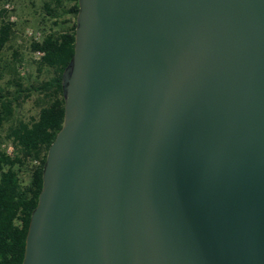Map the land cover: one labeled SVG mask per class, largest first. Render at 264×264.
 <instances>
[{"label": "water", "instance_id": "obj_1", "mask_svg": "<svg viewBox=\"0 0 264 264\" xmlns=\"http://www.w3.org/2000/svg\"><path fill=\"white\" fill-rule=\"evenodd\" d=\"M77 5L22 264H264V0Z\"/></svg>", "mask_w": 264, "mask_h": 264}, {"label": "trees", "instance_id": "obj_2", "mask_svg": "<svg viewBox=\"0 0 264 264\" xmlns=\"http://www.w3.org/2000/svg\"><path fill=\"white\" fill-rule=\"evenodd\" d=\"M0 0V264H22L30 214L42 187L49 145L62 127V73L74 51L77 0H43L37 27L40 40L29 43L28 59L17 47L16 23ZM10 51L3 60L2 54ZM30 102L34 113L19 117ZM10 142L13 156L3 145Z\"/></svg>", "mask_w": 264, "mask_h": 264}, {"label": "rangeland", "instance_id": "obj_3", "mask_svg": "<svg viewBox=\"0 0 264 264\" xmlns=\"http://www.w3.org/2000/svg\"><path fill=\"white\" fill-rule=\"evenodd\" d=\"M42 2L43 0H7L4 4V8L8 6L10 20L16 23L15 39L11 46L19 48L26 59L30 55L33 58L39 56L36 53L30 54L28 48L32 40H40L42 37V32L37 27V21L42 13ZM8 57H10V51L6 50L2 54V59L6 60ZM32 113H34V108L28 102L19 111L18 116L27 118Z\"/></svg>", "mask_w": 264, "mask_h": 264}, {"label": "built area", "instance_id": "obj_4", "mask_svg": "<svg viewBox=\"0 0 264 264\" xmlns=\"http://www.w3.org/2000/svg\"><path fill=\"white\" fill-rule=\"evenodd\" d=\"M5 8L7 9L8 8V6H5ZM37 55H40V53H36ZM3 148L5 149V152H6V154L7 155H9V156H13V154H14V148H13V146H12V144H4L3 145Z\"/></svg>", "mask_w": 264, "mask_h": 264}]
</instances>
